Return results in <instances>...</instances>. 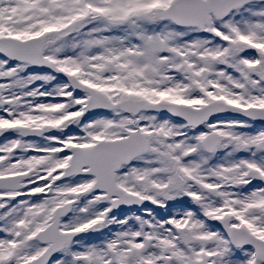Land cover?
<instances>
[{
  "label": "snow or ice",
  "instance_id": "6c2138e0",
  "mask_svg": "<svg viewBox=\"0 0 264 264\" xmlns=\"http://www.w3.org/2000/svg\"><path fill=\"white\" fill-rule=\"evenodd\" d=\"M0 264H264V0H0Z\"/></svg>",
  "mask_w": 264,
  "mask_h": 264
}]
</instances>
